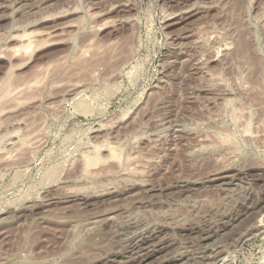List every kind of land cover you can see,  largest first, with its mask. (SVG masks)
<instances>
[{"label":"rangeland","instance_id":"1","mask_svg":"<svg viewBox=\"0 0 264 264\" xmlns=\"http://www.w3.org/2000/svg\"><path fill=\"white\" fill-rule=\"evenodd\" d=\"M0 94V264H264V0H0Z\"/></svg>","mask_w":264,"mask_h":264},{"label":"bare ground","instance_id":"2","mask_svg":"<svg viewBox=\"0 0 264 264\" xmlns=\"http://www.w3.org/2000/svg\"><path fill=\"white\" fill-rule=\"evenodd\" d=\"M12 2V1H11ZM31 3V2H30ZM182 6V5H181ZM16 10V9H15ZM77 10V9H76ZM184 11V10H183ZM30 12V11H29ZM194 13V12H193ZM93 16V15H92ZM129 17V16H128ZM130 18V17H129ZM131 19V18H130ZM122 23V22H121ZM29 34V33H28ZM33 34V33H32ZM25 35V34H24ZM31 35V34H30ZM30 35H27V36H29V38H30ZM26 36V37H27ZM18 37V36H17ZM179 37V36H178ZM18 38H20V37H18ZM22 38V37H21ZM28 38V37H27ZM31 41V40H30ZM26 42V41H25ZM33 43V42H32ZM34 44V43H33ZM22 45V44H21ZM28 45V44H27ZM232 45V44H231ZM25 46V45H24ZM199 46V45H198ZM27 48V47H26ZM29 48V47H28ZM22 49H23V47H22ZM167 65V64H166ZM12 72V71H11ZM47 75V74H46ZM12 77V76H11ZM9 79V78H8ZM11 79H9V80H7L8 82L10 81ZM7 81H5V83L7 82ZM38 81V80H37ZM4 83V84H5ZM6 84H8V83H6ZM12 84H13V82H12ZM37 84H38V82H37ZM9 85H10V83H9ZM9 85H8V87H9ZM29 86H30V84H29ZM38 86V85H37ZM3 87V86H2ZM5 87V86H4ZM161 87V86H160ZM6 88V87H5ZM15 88V87H14ZM8 90L9 89H7L6 88V91H7V93H9L8 92ZM10 91V90H9ZM17 91V90H16ZM11 92V91H10ZM12 92H13V90H12ZM6 92L4 93L3 92V95L4 94H7ZM76 94H78V93H76ZM80 94V93H79ZM1 95V94H0ZM9 95V94H8ZM11 95H12V93H11ZM5 96V95H4ZM3 96V97H4ZM9 97V96H8ZM1 101V100H0ZM226 102V101H225ZM3 108V107H2ZM103 126V125H102ZM250 130V129H249ZM105 135V134H104ZM23 136V135H22ZM12 137V136H11ZM14 137V136H13ZM28 140V139H27ZM203 140V139H202ZM224 140V139H223ZM229 141V140H228ZM10 142V141H9ZM226 142V141H225ZM28 143H30V142H28ZM93 143V142H92ZM105 143V142H104ZM120 143V142H119ZM15 144V143H14ZM102 144V146L101 147H96L95 148V152H94V155L91 157V155H89L90 156V160H89V164H90V166L92 165V164H94V163H98V162H100L101 160H102V158L103 157H101L102 155V153L103 152H105V153H107V154H105V155H108L107 157H109L110 158V160L111 159H118V157H120L121 155H122V153H121V155L119 156V154H120V151L118 150V148H117V150L114 148V147H112L111 145L110 146H103V143H101ZM109 144V143H108ZM100 145V143L99 144H97V146H99ZM113 145V144H112ZM125 145V144H124ZM118 146V145H117ZM25 147V146H24ZM124 149V148H123ZM201 149V148H200ZM207 149V148H206ZM209 149V148H208ZM94 150V149H93ZM121 150V149H120ZM193 151V150H192ZM88 152V151H87ZM89 153V152H88ZM92 153V152H91ZM203 153V152H202ZM194 154H195V152H194ZM167 155V154H166ZM88 156V157H89ZM130 156V155H129ZM107 157H105L106 159H107ZM2 158V157H1ZM84 158V157H83ZM109 158H108V160H109ZM121 158V157H120ZM105 159V160H106ZM122 159V158H121ZM73 160V159H72ZM86 160H88L87 158H86ZM104 160V161H105ZM109 160V161H110ZM119 160V159H118ZM76 161V160H75ZM111 161H113V160H111ZM120 161H122V160H120ZM128 161V160H127ZM79 162V161H78ZM87 162V161H86ZM102 162V161H101ZM114 162V161H113ZM116 162V161H115ZM73 163V162H72ZM75 163V162H74ZM106 163V162H105ZM108 164V163H107ZM118 164H119V162H118ZM95 165H98V164H95ZM95 165H93V166H95ZM122 165V164H121ZM85 166V165H84ZM102 166V165H101ZM133 166V165H132ZM144 166V165H143ZM138 167V166H137ZM90 168H92V166L90 167ZM119 168V167H118ZM147 168V167H146ZM89 170V169H88ZM88 170H85V171H88ZM131 171V170H130ZM91 172V171H90ZM113 172V171H112ZM141 172H142V170H141ZM110 173V172H109ZM144 173V172H143ZM146 173V172H145ZM81 174V173H80ZM102 174V173H101ZM105 174H106V172H105ZM141 177V176H140ZM127 178V177H126ZM124 179V178H123ZM88 183V182H87ZM128 183V182H127ZM97 184V183H96ZM133 184V183H132ZM105 185V184H104ZM103 185V186H104ZM85 186V185H84ZM91 187V186H90ZM94 187V186H93ZM223 188V187H222ZM75 189V188H74ZM86 189V188H85ZM97 189V188H96ZM78 190V189H77ZM95 191V190H94ZM97 192V191H96ZM103 192V191H102ZM221 193V192H220ZM75 195V194H74ZM50 199V198H49ZM48 201V200H47ZM49 204V203H48ZM91 204V203H90ZM250 205H252V204H250ZM260 212V211H259ZM238 223V222H237ZM230 232V231H229ZM152 241H150V240H148V241H145V243H151ZM142 245V244H141ZM147 246V245H146ZM140 247V246H139ZM143 248V247H142ZM210 248V247H209ZM205 249V248H204ZM224 250V249H223ZM194 257V256H193ZM4 262V261H3Z\"/></svg>","mask_w":264,"mask_h":264}]
</instances>
